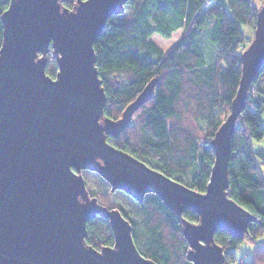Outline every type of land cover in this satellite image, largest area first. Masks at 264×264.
<instances>
[{"label":"water","instance_id":"1","mask_svg":"<svg viewBox=\"0 0 264 264\" xmlns=\"http://www.w3.org/2000/svg\"><path fill=\"white\" fill-rule=\"evenodd\" d=\"M9 0L0 46V264H156L137 249L116 207L90 196L82 170L96 172L137 202L158 195L181 221L192 264H224L214 232L242 239L256 217L227 195L235 121L264 63V6L240 54V77L227 116L210 140L213 164L203 192L117 148L113 139L153 93L148 82L118 118L104 115L105 92L94 40L127 0ZM54 76L45 72L49 49ZM109 137V139H108ZM188 208L196 222L182 217ZM108 220L114 243H85L86 222Z\"/></svg>","mask_w":264,"mask_h":264},{"label":"trees","instance_id":"2","mask_svg":"<svg viewBox=\"0 0 264 264\" xmlns=\"http://www.w3.org/2000/svg\"><path fill=\"white\" fill-rule=\"evenodd\" d=\"M9 0H0V16ZM75 0L63 4L69 8ZM261 0H127L122 14L111 15L93 42L95 65L105 92L104 115L118 118L145 85L154 80L151 98L132 114L113 144L198 192L205 190L213 164L210 140L227 116L240 77V54L253 33L256 4ZM212 18L208 46L201 40L207 17ZM179 36L166 49L152 39L156 34ZM247 30L251 34L247 35ZM2 22L0 19V46ZM205 46V48H204ZM207 56V58H206ZM208 59V60H207ZM57 69L52 49L45 72ZM264 63L252 80L231 139L227 195L254 214L243 238L224 230L214 240L224 250V264H264ZM90 196L108 208L116 207L130 223L139 252L156 264H192L181 221L153 193L134 206L111 204L115 191L100 175ZM128 195V194H127ZM129 196V195H128ZM182 217L196 222L188 208ZM85 243L99 249L112 246L108 220L95 216L86 222ZM247 240V258L235 248Z\"/></svg>","mask_w":264,"mask_h":264},{"label":"rangeland","instance_id":"3","mask_svg":"<svg viewBox=\"0 0 264 264\" xmlns=\"http://www.w3.org/2000/svg\"><path fill=\"white\" fill-rule=\"evenodd\" d=\"M257 7H259L260 5L257 3L256 4ZM211 22H212V18L210 16L207 17L206 22L203 26V30H202V35H201V40L204 41V43L208 46L209 44H211L214 48L213 43H211L210 39H209V31L211 28ZM180 31H176L174 32L169 38H163L160 37L159 35H152V39L153 41L156 42V44L161 47L162 49H166L175 39L178 38ZM251 34V31L249 32L247 30V35ZM253 34V33H252ZM252 34H251V38H252ZM205 48V46H204ZM207 58V56H206ZM208 60V59H207ZM262 124L264 126V115H262ZM116 139H113L111 141L115 142ZM264 142V138L259 142V145L262 144ZM148 163L150 165H155V163L148 161ZM82 176L84 178L85 181V186L88 189L91 190H96L97 189V184H98V179L99 177L97 176L98 174L94 171H90V170H82ZM133 199L128 196L125 192H123L122 190H116L114 196H111L110 202L111 204H122L123 206L127 207V208H131L132 206H134V202L132 201ZM261 238H258V241L260 240H264V234L262 236H260ZM252 244L250 242H248L247 240H243L241 241L238 246L235 248L237 257L243 256L244 258H247L252 250ZM233 264V263H232Z\"/></svg>","mask_w":264,"mask_h":264},{"label":"snow or ice","instance_id":"4","mask_svg":"<svg viewBox=\"0 0 264 264\" xmlns=\"http://www.w3.org/2000/svg\"><path fill=\"white\" fill-rule=\"evenodd\" d=\"M262 6H264V0H261ZM5 11H7V8H5Z\"/></svg>","mask_w":264,"mask_h":264},{"label":"crops","instance_id":"5","mask_svg":"<svg viewBox=\"0 0 264 264\" xmlns=\"http://www.w3.org/2000/svg\"><path fill=\"white\" fill-rule=\"evenodd\" d=\"M177 31H180V30H177ZM176 32V31H175Z\"/></svg>","mask_w":264,"mask_h":264},{"label":"flooded vegetation","instance_id":"6","mask_svg":"<svg viewBox=\"0 0 264 264\" xmlns=\"http://www.w3.org/2000/svg\"><path fill=\"white\" fill-rule=\"evenodd\" d=\"M108 139H109V137H108ZM150 165V164H149Z\"/></svg>","mask_w":264,"mask_h":264}]
</instances>
